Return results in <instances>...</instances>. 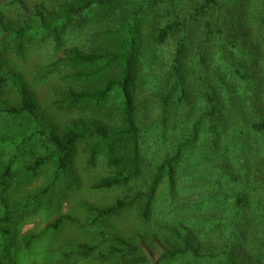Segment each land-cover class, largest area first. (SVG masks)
<instances>
[{
	"label": "trees",
	"instance_id": "16d2710c",
	"mask_svg": "<svg viewBox=\"0 0 264 264\" xmlns=\"http://www.w3.org/2000/svg\"><path fill=\"white\" fill-rule=\"evenodd\" d=\"M223 1L226 6L234 3L233 0H195L188 7L180 0H40L35 3L8 0L6 6L14 11V17L6 18L0 12V264L12 263L13 239L9 226L13 211L5 199L6 194L18 182L32 179L43 168L49 167L53 175L48 182L33 190L21 204L24 208L36 207L41 198L49 195L57 177L67 172L79 145L83 146L89 165H93L97 157H103L111 169L112 177L95 184V188L114 184L127 186L141 174L140 147L150 128H155L156 137L161 138L178 128L187 132L177 148L168 151L166 147L165 152L161 151L163 157L155 165L154 174L144 191L136 192L130 198L117 199L104 207L84 205L91 216L86 223L61 215L47 229L57 230L67 221L87 230L138 202L143 203L141 218L146 220L160 183L164 178L168 181L173 179L175 162L188 145L196 143L201 128L210 129L214 144L216 128H230V122L236 120L237 128H249L259 136L264 135V79L254 86L248 85L256 73L255 69L251 73L245 71L244 58L239 59L235 51L243 45L247 48L245 56L253 60L255 56H264V0H258L261 2L258 12L263 11L259 13L263 15L260 17L263 22L259 21L255 28L251 20V31L247 30V21L253 10L243 11L244 0H240L241 6L233 10L234 14L232 11L223 12ZM177 9L180 12H176ZM229 12L235 24H227V30L231 33L232 29V34L236 33L240 23V35L228 34L231 39H238L229 43L230 52H227L220 46L226 47L219 41V23L222 14L229 18ZM182 13L183 18L180 17ZM191 28L201 32L195 48L197 61H192L193 50L182 36L183 32L190 35ZM88 31L92 39L89 48H64L51 64L53 68L65 70L58 76L60 85L53 89L49 107L70 114L68 119L54 126L44 115L21 74L4 69L1 64L3 54L8 51V43H13L16 55H21L24 46L34 37H47L58 43L67 32L82 34ZM171 37L176 40L169 62L163 64L156 52V68L162 77L156 82L154 97L158 112L153 122L149 121L151 110L140 99L136 70L141 54L146 55L152 52V47L167 44ZM242 39L260 45L253 48V53L249 48L251 44L242 43ZM213 40L217 42L214 47ZM210 47L217 56L226 54L225 68L220 74L205 67L203 55L206 51L209 58L207 50ZM192 66H197L198 71L194 69L191 74L186 68ZM204 74L208 76L203 78ZM236 84L246 95L247 113L233 111L238 90ZM222 90L226 92L230 107L223 123L219 118L221 102L218 94ZM186 103L189 104L188 111L172 113L170 108ZM73 113L77 115L73 116ZM243 135L241 132L240 137ZM261 147L256 148L259 155L264 152V146ZM241 148L245 150V144ZM236 184L241 189V183L236 181ZM240 189L224 194L221 200L233 199L240 210L247 204L246 193L249 191ZM252 239L259 254L264 253V227L254 232ZM110 242L112 244L105 251H98L96 245L81 244L74 254L62 256L67 259L97 256L104 260L108 256H135L146 250L141 237H135L132 242L111 237ZM160 251L159 260L163 262L189 254L199 255L190 234L185 235L181 242L162 247ZM250 260L252 264H259L258 259L250 256ZM133 263H148V260L146 255H141ZM227 263L245 264V260L239 261L237 252H229Z\"/></svg>",
	"mask_w": 264,
	"mask_h": 264
},
{
	"label": "rangeland",
	"instance_id": "374dc122",
	"mask_svg": "<svg viewBox=\"0 0 264 264\" xmlns=\"http://www.w3.org/2000/svg\"><path fill=\"white\" fill-rule=\"evenodd\" d=\"M27 1L35 3L40 0ZM180 1L182 5L189 7L195 0ZM233 1L234 3L231 2L228 6L223 1V12L232 11L234 14L233 10L240 8L241 1ZM7 2L8 0H0V12L6 18L12 19L15 13L6 6ZM242 6L244 12L253 10L247 21V30L257 28L259 21L263 22L260 19L263 15L259 14L263 11L258 12L261 2L244 0ZM178 11L180 12L179 9L176 10ZM239 13L242 11L240 10ZM180 17L183 18L184 14H180ZM229 23L235 24L230 12L229 18L222 14L219 23L221 30L219 41L226 46L220 45L227 52H230L229 43L238 39H231L228 35L232 34V29L230 33L226 27ZM239 26L240 23L237 32L232 35H240ZM88 32L82 34L67 32L61 36L58 43L47 37H34L24 46L21 55H16L13 43H8V51L3 54L1 64L4 69H12L21 74L44 115L54 126L68 119L70 114L49 107L52 91L60 85L58 76L65 70L61 67L60 70L53 68L51 64L64 48L71 46L89 48L92 39L89 37L90 31ZM183 33L182 36L193 50L192 61H197L195 48L198 44L197 37L201 32L191 28L190 35ZM175 40V37H171L167 44L159 48L154 45L151 53L139 56L140 65L138 64L136 70L137 86L141 93L140 99L142 98L151 110L149 121L156 120L158 111L156 112L154 95H156V82L162 77L156 68V52L161 56L163 64L168 63L169 54L175 49ZM241 42L246 45L250 43L249 48L253 53L255 52L253 48L260 45L245 39ZM215 43L217 42L213 40V47ZM235 51L239 59L244 58L245 71L251 73L255 69L256 73L248 85L254 86L261 82L264 79V56H255L254 60L250 56H245L247 48L243 45ZM207 53L209 58L206 57V51L203 55L206 59L205 67L213 68L219 71V74L223 72L226 54L217 56L212 47L208 48ZM194 69L198 71L197 66L186 68L191 74L194 73L192 71ZM205 75L207 74H204L203 78ZM236 89L238 90L234 96L233 111L247 113L246 95L237 84ZM225 93V90L218 91L221 102L219 118H222V123L225 122V115L230 111ZM170 109L175 115L182 114L189 110V104H181ZM76 115L73 113V116ZM233 123L235 124L232 125ZM236 123L237 120L231 121L230 128L222 126L216 128L215 144L212 142L210 129L201 128L196 143L188 145L175 162L173 179L168 181L164 178L160 183L146 220L141 218L143 203L138 202L132 208L103 219L87 230L80 229L75 222L67 221L57 230L47 229V226L61 215H69L78 223H86L91 216L84 205L104 207L117 199L130 198L136 192L144 191L154 174L155 165L163 157L162 152H165V148L167 147L168 151L177 148L182 142V137L187 135V132H182L179 128L166 133V136L161 138L156 137L155 128L147 127L150 128L149 134L143 138L140 147L141 174L127 186L114 184L102 189L95 188V184L112 177V172L103 157H97L95 163L89 165L82 145L76 148L67 172L57 177L49 195L41 198L36 207L24 208L21 204L33 190L41 188L48 182L53 175L52 169L45 167L32 179L18 182L5 196L13 208H11L13 214L9 226L13 239L11 264H228L229 252H237L239 261L244 259L245 264H252L250 256L258 259L259 264H262L264 253L259 254L256 250L257 245L252 244L254 240L252 238L254 232L264 227V152L260 155L256 153L257 146H264V135L259 136L249 131V128H237ZM241 132L244 135L240 137ZM242 144H245V150H242ZM236 181L241 183V189L249 190L246 193L247 204L240 210L235 206L233 199L221 200L224 194L240 189ZM187 234L192 236L194 246L199 251L198 256L189 254L171 262L159 260L162 247L181 242ZM31 235L35 237L28 238ZM111 237H120L130 242L135 237H141L146 250L135 256H108L104 260L98 259L97 256L88 259L76 257L67 259L62 256L66 253L74 254L81 244L96 245L98 251H105L112 244ZM141 255H146L148 263H133L134 259Z\"/></svg>",
	"mask_w": 264,
	"mask_h": 264
}]
</instances>
